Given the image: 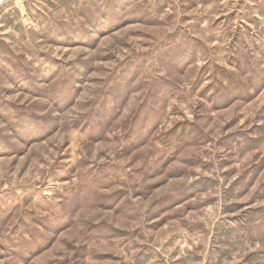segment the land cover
<instances>
[{
    "label": "rangeland",
    "instance_id": "1",
    "mask_svg": "<svg viewBox=\"0 0 264 264\" xmlns=\"http://www.w3.org/2000/svg\"><path fill=\"white\" fill-rule=\"evenodd\" d=\"M0 264H264V0L0 2Z\"/></svg>",
    "mask_w": 264,
    "mask_h": 264
},
{
    "label": "built area",
    "instance_id": "2",
    "mask_svg": "<svg viewBox=\"0 0 264 264\" xmlns=\"http://www.w3.org/2000/svg\"><path fill=\"white\" fill-rule=\"evenodd\" d=\"M2 1H4V0H0V2H2Z\"/></svg>",
    "mask_w": 264,
    "mask_h": 264
}]
</instances>
